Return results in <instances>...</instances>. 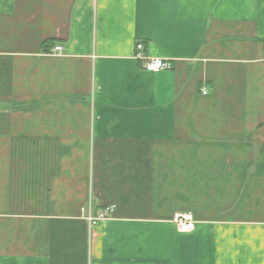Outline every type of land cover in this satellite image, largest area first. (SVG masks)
Wrapping results in <instances>:
<instances>
[{"label": "crops", "instance_id": "1", "mask_svg": "<svg viewBox=\"0 0 264 264\" xmlns=\"http://www.w3.org/2000/svg\"><path fill=\"white\" fill-rule=\"evenodd\" d=\"M0 264H264V0H0Z\"/></svg>", "mask_w": 264, "mask_h": 264}, {"label": "built area", "instance_id": "2", "mask_svg": "<svg viewBox=\"0 0 264 264\" xmlns=\"http://www.w3.org/2000/svg\"><path fill=\"white\" fill-rule=\"evenodd\" d=\"M142 49H143L142 44L138 43L136 45V50L138 51L136 57L138 60L144 61V69L147 72L158 73L160 71L167 70V69L171 68V64L167 60H164L161 58H149V59L144 58V56L142 54ZM61 50H62V47H60V46H57L54 48V52H56V53H60ZM202 95H207L206 89H202ZM112 212H113V208H107V209L101 211L100 213H98L97 216H95V217L88 216L87 220L91 225H94L98 221L107 218L108 215ZM176 226L178 227L179 231H181V232H184V233L191 232L193 230V227H194V222H193V218H192L191 214L186 213V214H181V215L177 216L176 217Z\"/></svg>", "mask_w": 264, "mask_h": 264}, {"label": "trees", "instance_id": "3", "mask_svg": "<svg viewBox=\"0 0 264 264\" xmlns=\"http://www.w3.org/2000/svg\"><path fill=\"white\" fill-rule=\"evenodd\" d=\"M46 45H48V43H47V42H45V43L43 44V47L45 48V47H46Z\"/></svg>", "mask_w": 264, "mask_h": 264}]
</instances>
